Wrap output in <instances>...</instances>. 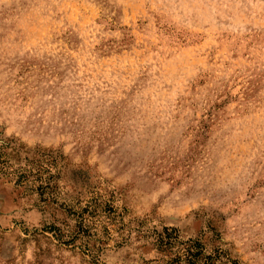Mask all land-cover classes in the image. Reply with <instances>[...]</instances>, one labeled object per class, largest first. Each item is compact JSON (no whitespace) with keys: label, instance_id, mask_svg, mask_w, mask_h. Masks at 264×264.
Masks as SVG:
<instances>
[{"label":"rangeland","instance_id":"374dc122","mask_svg":"<svg viewBox=\"0 0 264 264\" xmlns=\"http://www.w3.org/2000/svg\"><path fill=\"white\" fill-rule=\"evenodd\" d=\"M190 240L264 264V0H0V264Z\"/></svg>","mask_w":264,"mask_h":264},{"label":"trees","instance_id":"16d2710c","mask_svg":"<svg viewBox=\"0 0 264 264\" xmlns=\"http://www.w3.org/2000/svg\"><path fill=\"white\" fill-rule=\"evenodd\" d=\"M169 230H170L169 227L165 228V231H166L167 234H168ZM170 237H171L170 235L169 236H165V237L161 236L160 237L161 238L160 241L162 242L163 245H167L169 243V241L171 240ZM190 241L193 243V245L189 246L187 251H188V254L190 256L189 257V264H192L194 262L192 260H190V259H192V257H195L196 259L199 258V257H202L204 255V250H203L202 245L199 244V242L194 241V240H190ZM161 249H164V248H161Z\"/></svg>","mask_w":264,"mask_h":264}]
</instances>
